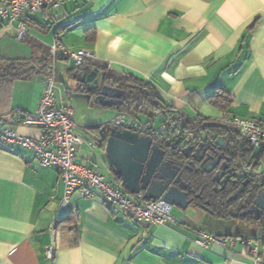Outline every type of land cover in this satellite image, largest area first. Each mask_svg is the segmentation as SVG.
<instances>
[{
  "label": "crops",
  "instance_id": "crops-1",
  "mask_svg": "<svg viewBox=\"0 0 264 264\" xmlns=\"http://www.w3.org/2000/svg\"><path fill=\"white\" fill-rule=\"evenodd\" d=\"M26 21L29 34L23 41L30 45L33 61L51 65L50 46L62 34L70 50L95 54L85 66L105 67L153 85L168 110L159 114L164 115L160 126L171 112L192 126L201 119L214 123L224 114L264 124V0H63L58 8L30 14ZM12 33L18 41L14 28L0 24V40ZM0 62L18 63L30 73L37 68L1 55ZM55 64L59 101L73 108L76 133L84 140L90 136L88 144H95L78 146L77 161L107 181L121 182L107 160L91 157V148L99 145L88 127L105 123L85 119L94 109L115 110L114 116L118 111L94 99L75 109L73 101L80 99L73 98L75 80L82 73L67 58L59 57ZM30 77L0 86V128L39 138L40 128L14 121L15 114H33L38 108L43 82L31 84ZM20 81L28 83L21 101L15 98ZM216 92L230 96L227 109L211 103ZM159 115L145 116L147 123L132 117L157 129ZM260 152L253 155H260L254 161L260 162L264 177ZM64 196L65 184L55 167L42 165L28 148L0 143V264H250L247 239L264 253V231L259 242L257 225L237 216H217L210 207L186 212L173 207L183 225L161 226L137 224L107 204L100 191L86 199L74 194L62 207Z\"/></svg>",
  "mask_w": 264,
  "mask_h": 264
},
{
  "label": "built area",
  "instance_id": "built-area-1",
  "mask_svg": "<svg viewBox=\"0 0 264 264\" xmlns=\"http://www.w3.org/2000/svg\"><path fill=\"white\" fill-rule=\"evenodd\" d=\"M63 0H0V24L14 28L18 41H23L29 34L26 18L34 14L61 6ZM52 60L43 81V94L35 113H17L14 121L18 125L40 128L39 138L24 137L12 129L0 128V143L7 146H22L32 150L39 162L44 166L57 169L65 184V196L62 207L69 204L72 195L81 199L92 198L100 191L105 202L130 216L137 224H154L161 226H182L183 218L173 214V206L163 199L146 200L141 195L130 194L117 181V184L105 180L104 176L86 163L77 161V147L85 140L76 133L73 120L74 110L59 101V83L56 77L55 63L59 57L67 58L76 67L83 66L87 60L95 59L90 51H72L63 43L62 34H57L50 46ZM218 122L233 128L239 135L242 144L256 150H264V124L255 118H240L222 115ZM111 125L118 128L131 129L141 135L153 138L163 137L170 142H178L182 147L199 142L203 134L185 127L182 115L171 112L165 122L157 129L142 125L131 115L118 113ZM95 147L94 143H89ZM206 240L213 239L203 234ZM216 241V240H214ZM252 239L245 240L248 247L250 264H264V256L257 245H250ZM51 256V250L48 251Z\"/></svg>",
  "mask_w": 264,
  "mask_h": 264
},
{
  "label": "water",
  "instance_id": "water-1",
  "mask_svg": "<svg viewBox=\"0 0 264 264\" xmlns=\"http://www.w3.org/2000/svg\"><path fill=\"white\" fill-rule=\"evenodd\" d=\"M79 70L82 74L75 80L77 88L73 98L93 99L96 95V102L112 107L123 96L124 90L103 83V76L98 68L84 65ZM238 144L234 136L207 132L196 146L175 145L164 148L152 136L111 125L106 138L105 157L114 175L119 177L130 194L141 195L146 200L163 199L186 212L191 207L207 208V205L199 206L195 203L194 199L199 196H193L192 183L185 178L187 172L191 173L193 166L200 163V168L213 176V181L225 184L230 182L232 176L223 177L229 171L236 172L241 167L236 155L240 149ZM227 152L231 157L224 159L222 155ZM232 166L235 167L232 169ZM240 180L242 179L231 183L242 186V192L247 191V195L253 200L241 216L255 213L259 218L264 211L263 184L249 189L253 180ZM238 211L235 210L234 216L239 215Z\"/></svg>",
  "mask_w": 264,
  "mask_h": 264
},
{
  "label": "trees",
  "instance_id": "trees-1",
  "mask_svg": "<svg viewBox=\"0 0 264 264\" xmlns=\"http://www.w3.org/2000/svg\"><path fill=\"white\" fill-rule=\"evenodd\" d=\"M3 25V24H2ZM47 62V61H46ZM44 63L45 69L47 70L49 65ZM85 65V64H84ZM83 65V66H84ZM79 68V67H76ZM99 69L100 73L103 76V83L105 85H110L114 87H118L124 90L123 96L116 100L114 104V109L118 111V113H126L131 115L137 119L140 115L149 116L150 118H155L160 113H165L168 110L163 105V100L161 99L156 88L150 83L144 82L142 80L135 79L133 77H126L121 75H115L110 73L107 68L96 66ZM28 72V71H27ZM26 71H23V66L15 62H0V86L4 84H11L14 81L20 79L24 75L27 74ZM84 91L88 92L87 89ZM96 95H94L95 99ZM210 101L213 105L218 106L220 109L225 110L230 105V96L223 92H216L210 97ZM183 119V117H182ZM184 125L187 129L192 131H199L202 134L210 132L215 135H231L234 136L236 141L239 143L240 149H242L241 157L244 162H247V168L250 173V177H253V182L258 183L262 182L264 190V177L263 174L259 171L260 162H255L254 159L259 158L260 155H253L256 149L252 147H248L240 141L238 133L231 127L221 124L216 121L214 123H209L206 120H197L195 124H189L185 122L183 119ZM111 124H104L99 126H90L88 129L91 134L95 138L97 144L103 149L105 152L106 146V138L109 132ZM155 140L164 148H171L175 145L181 146L178 142H170L166 138L157 137ZM248 147L249 150L244 149ZM260 154L264 153V150H260ZM249 161V163H248ZM193 177H191L192 179ZM214 182V181H213ZM214 184V183H213ZM212 184V185H213ZM212 201V209L214 214L220 216L221 214L225 215V217H234L233 211L235 210L236 202L233 200H227L224 202L225 209L227 212H221L220 206ZM225 210V211H226ZM243 221H249L259 227H261L264 231V217L258 219L255 218L252 214H246L241 218ZM264 256V253H263Z\"/></svg>",
  "mask_w": 264,
  "mask_h": 264
},
{
  "label": "flooded vegetation",
  "instance_id": "flooded-vegetation-1",
  "mask_svg": "<svg viewBox=\"0 0 264 264\" xmlns=\"http://www.w3.org/2000/svg\"><path fill=\"white\" fill-rule=\"evenodd\" d=\"M198 143V142H197ZM197 143H193L188 146H196ZM234 147L236 148V145L234 144ZM244 149L249 150L248 147L244 146ZM241 152L242 149H239L236 153L238 162L241 167H239V170L236 172L229 171L223 178L226 176H232V179L228 183H222V182H213V176L206 174L202 168H200V163H197L196 166H193V171L191 173L187 172L188 174L186 175V179L191 181L193 190H194V195L193 196H199V198H195V203L198 204L199 206H205L212 208V201H215L221 208V212H227L225 209L224 202H227V200H233L236 202V209H238L239 215L237 218H242L241 213L246 212L248 208L251 205V202L253 201L252 198L247 195V191L242 192V186L240 185H232L231 181L238 180L241 178L240 182H244V180H253V177H250V170L247 168V162H244V160L241 157ZM169 153V152H168ZM231 155L229 152L224 153L222 157L225 158H230ZM249 163V161H248ZM235 166H232L231 168L233 169ZM191 177H193L191 179ZM214 183V184H213ZM213 184V185H212ZM262 185V182L258 183H252L249 185V189H252L256 186ZM262 191H264L262 189ZM261 191V192H262ZM213 202V203H215ZM208 203V204H207ZM226 210V211H225ZM233 211V216L234 212ZM213 212V211H212ZM255 218H257V215L255 213H251ZM246 215V214H245ZM244 215V216H245ZM225 216V215H224ZM235 217V216H234ZM264 217V211L260 213V218Z\"/></svg>",
  "mask_w": 264,
  "mask_h": 264
},
{
  "label": "rangeland",
  "instance_id": "rangeland-1",
  "mask_svg": "<svg viewBox=\"0 0 264 264\" xmlns=\"http://www.w3.org/2000/svg\"><path fill=\"white\" fill-rule=\"evenodd\" d=\"M34 35H36V32L33 31ZM41 36H44V35H41ZM25 51H27L28 53L25 54ZM32 52V49L30 47L29 44L26 43V41H23V42H20V41H17L14 37V34L12 33V36H5L3 39L0 40V55L3 56V57H6V58H16V59H21L23 61H30L32 63H35L37 68H36V71L35 72H27L26 75H24L23 77H28V76H31L30 78V83L31 84H35V85H38L39 82H43L45 77H46V69L44 68V65L40 62H35L32 60V58L30 57V54ZM27 55V56H26ZM24 67H28L29 64H23ZM32 65V64H31ZM64 80L63 81H66L64 77H62ZM33 82V83H32ZM19 85H17V87H20L19 91L17 93H15L16 97L15 98H19V101L21 100H24L25 98V93H24V88H26V86H28V83L27 81H20L18 82ZM27 83V84H25ZM83 102V103H86L87 100L86 99H74L73 102L77 103V105L75 106V109L77 108L78 109V104L79 102ZM101 114H100V113ZM115 115V110H112V109H109V108H101V109H94V110H91L89 111L88 114H86L87 117H85V119L87 121H99L97 123H106L108 121H110L112 119V117ZM115 117V116H114ZM113 117V118H114ZM140 120L143 122V123H147V118H145V116L143 115H140L139 116ZM76 118L78 119L79 118V114L76 115ZM91 118V119H90ZM164 118V115H159L157 120H156V123L155 125L158 127L160 126V123L162 121V119ZM80 126H83L84 124H81L80 122H77ZM87 126L89 125H94V124H86ZM86 140H85V146L87 147L89 144L87 141H90V136L89 138L85 137ZM87 144V145H86ZM91 157L93 156V158H99V156L103 157L105 160H106V157H105V153H103L99 148H96V150H92L91 148ZM96 161V159H94ZM178 208H175L174 212H180L177 210ZM184 212V211H183ZM182 213V212H181ZM255 231H254V235L255 237L258 239L259 242L262 241V237H263V229L261 227H257L255 226ZM222 229V228H220ZM219 231H222L220 230ZM216 230V229H215Z\"/></svg>",
  "mask_w": 264,
  "mask_h": 264
}]
</instances>
